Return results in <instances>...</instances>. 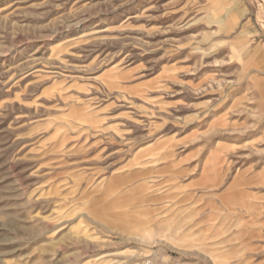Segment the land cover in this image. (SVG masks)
<instances>
[{"label":"rangeland","instance_id":"1","mask_svg":"<svg viewBox=\"0 0 264 264\" xmlns=\"http://www.w3.org/2000/svg\"><path fill=\"white\" fill-rule=\"evenodd\" d=\"M0 264H264V0H0Z\"/></svg>","mask_w":264,"mask_h":264}]
</instances>
